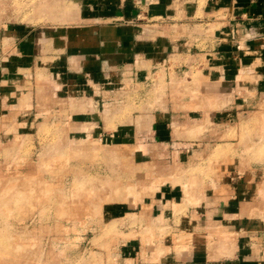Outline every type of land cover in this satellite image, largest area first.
<instances>
[{
	"label": "rangeland",
	"instance_id": "obj_1",
	"mask_svg": "<svg viewBox=\"0 0 264 264\" xmlns=\"http://www.w3.org/2000/svg\"><path fill=\"white\" fill-rule=\"evenodd\" d=\"M251 1L235 51L225 20L206 19L222 49L171 80L135 59L99 99L60 89L51 65L62 29L120 25L128 0H0V264H165L233 206L264 219V0ZM28 31L46 65L32 98L12 46Z\"/></svg>",
	"mask_w": 264,
	"mask_h": 264
},
{
	"label": "crops",
	"instance_id": "obj_2",
	"mask_svg": "<svg viewBox=\"0 0 264 264\" xmlns=\"http://www.w3.org/2000/svg\"><path fill=\"white\" fill-rule=\"evenodd\" d=\"M179 1L183 3V9L179 7ZM224 2L217 13H209L204 7L202 17L196 6L198 0H128L118 12L123 21L120 25L93 22L87 27L62 29L60 45L68 52L61 49L57 62L51 65V71L61 75L55 83L77 96L92 93L100 99V95L108 93L112 82H119L115 78L117 73L128 69L139 58L153 69L163 66L167 79L178 78L206 55L204 51L215 50L218 45L222 49L223 40L206 35L202 29L206 19L218 20L219 17L225 20L218 24L229 33L228 49L235 51L237 47L233 42H237L236 33L239 34L240 28L235 19L240 15L242 19L246 18L253 2ZM222 5L227 7L222 8ZM35 41L34 34L28 31L22 40L15 36L12 44L15 55L21 57L24 64L28 62V74L22 81L23 86L18 83L17 91L24 89L25 96L31 98L37 82L35 66L46 68L40 62L43 59L41 41L40 44ZM67 66L72 74L63 78V67ZM9 78L8 82H12ZM11 87L8 90L11 91ZM175 127L177 124L173 125L174 130ZM245 208L242 206L241 210ZM242 212L240 206H233L227 216L223 217L221 212L206 226L196 228L200 230L198 237L193 233L194 237L185 239L174 256L166 257L165 264H264V219L255 222L254 211L246 215ZM207 227L211 229L207 230Z\"/></svg>",
	"mask_w": 264,
	"mask_h": 264
},
{
	"label": "bare ground",
	"instance_id": "obj_3",
	"mask_svg": "<svg viewBox=\"0 0 264 264\" xmlns=\"http://www.w3.org/2000/svg\"><path fill=\"white\" fill-rule=\"evenodd\" d=\"M210 88H211V87H210ZM212 88H213V87H212ZM208 89H209V88H208ZM173 125H174V124H173ZM172 127H173V126H172ZM179 128H180V127H177V128L175 127V130H177V129H179Z\"/></svg>",
	"mask_w": 264,
	"mask_h": 264
},
{
	"label": "built area",
	"instance_id": "obj_4",
	"mask_svg": "<svg viewBox=\"0 0 264 264\" xmlns=\"http://www.w3.org/2000/svg\"><path fill=\"white\" fill-rule=\"evenodd\" d=\"M141 62H144V60H141ZM164 64H166V62H164Z\"/></svg>",
	"mask_w": 264,
	"mask_h": 264
}]
</instances>
